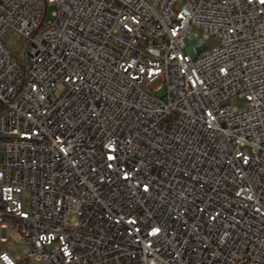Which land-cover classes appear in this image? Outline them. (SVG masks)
I'll use <instances>...</instances> for the list:
<instances>
[{"label": "built area", "instance_id": "built-area-1", "mask_svg": "<svg viewBox=\"0 0 264 264\" xmlns=\"http://www.w3.org/2000/svg\"><path fill=\"white\" fill-rule=\"evenodd\" d=\"M0 264H264V2L0 0Z\"/></svg>", "mask_w": 264, "mask_h": 264}, {"label": "rangeland", "instance_id": "rangeland-1", "mask_svg": "<svg viewBox=\"0 0 264 264\" xmlns=\"http://www.w3.org/2000/svg\"><path fill=\"white\" fill-rule=\"evenodd\" d=\"M54 12V9L53 8H49L48 9V12H47V16H48V20H50L52 18V13ZM6 41L9 43V44H12L13 47L17 50H23L24 49V41L20 40V39H15L14 41V38L12 37H7L6 38ZM217 44V41L216 40H210L208 42V45L210 47H213ZM162 85V82L161 81H156L152 84L151 88L152 89H156L158 88L159 86ZM150 93L152 94V92L150 91ZM166 89L165 88H162L160 91L154 93V96L157 97V98H165L166 97ZM230 105L234 106V107H237L239 109L241 108H244L247 106V103L245 102V100H242V99H238V98H235V99H232L230 102H229ZM8 224V227L10 228L9 232H8V238H9V242L4 245V244H1V247L2 249H5L9 252H13V256L15 258H20V259H23L24 258V254L29 252L30 251V248L26 245V243L24 241L21 240V238L19 237L18 233H16L15 231V223L12 222V221H8L7 222Z\"/></svg>", "mask_w": 264, "mask_h": 264}, {"label": "snow or ice", "instance_id": "snow-or-ice-1", "mask_svg": "<svg viewBox=\"0 0 264 264\" xmlns=\"http://www.w3.org/2000/svg\"><path fill=\"white\" fill-rule=\"evenodd\" d=\"M262 2H264V0H262Z\"/></svg>", "mask_w": 264, "mask_h": 264}]
</instances>
